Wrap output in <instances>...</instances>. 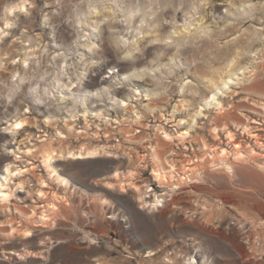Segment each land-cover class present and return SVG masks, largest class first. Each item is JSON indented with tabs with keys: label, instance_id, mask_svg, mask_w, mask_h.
<instances>
[{
	"label": "rangeland",
	"instance_id": "obj_1",
	"mask_svg": "<svg viewBox=\"0 0 264 264\" xmlns=\"http://www.w3.org/2000/svg\"><path fill=\"white\" fill-rule=\"evenodd\" d=\"M0 29V264H264V0H0Z\"/></svg>",
	"mask_w": 264,
	"mask_h": 264
},
{
	"label": "bare ground",
	"instance_id": "obj_2",
	"mask_svg": "<svg viewBox=\"0 0 264 264\" xmlns=\"http://www.w3.org/2000/svg\"><path fill=\"white\" fill-rule=\"evenodd\" d=\"M23 8H25V6H23ZM1 30V29H0ZM16 126H18L19 125V127L20 128H23V126H24V124H23V122L22 121H19V122H17L16 124H15ZM186 134H188V132H185V134H184V136L186 135ZM230 136H231V142H234L235 143V148L237 149H239L240 147H241V143H239L238 141H236L235 140V134L234 133H232V132H230ZM253 137H255V138H257L258 139V142L257 143H259V145H263V143H262V141L261 140H259V138H260V136H259V134H255V135H253ZM169 139V138H168ZM95 153H97V151H91V149L90 148H86L85 150H79V151H77V152H75V151H70V152H68V154L70 155V156H74L75 158H83V156L84 155H92V154H95ZM226 153V150L224 149L223 150V153L222 154H225ZM254 153H256V154H258V152L257 151H255V150H253V154ZM58 156V153H56L55 151L54 152H51V153H48L47 155H46V157L44 158V163H45V165H46V167L48 168V169H52V171H53V173H55L56 172V170H55V168H53V162H54V160L56 159V157ZM242 156H243V154H242ZM237 157H240V156H237ZM245 157V156H244ZM244 157H241V158H244ZM247 163V161L246 160H244V164H246ZM229 167V169L231 170V172H234V170H233V167L232 166H228ZM20 173V172H19ZM155 174V176H157V178H161V176H164V178L166 177L165 175H164V173L163 172H154ZM4 174V181H9L10 180V178H11V168L9 167V165L7 166V169H6V173L4 172L3 173ZM6 174V175H5ZM21 174V173H20ZM54 175V174H53ZM55 176H57V173H55ZM58 177H60V176H58ZM2 179H1V177H0V197H2V201L3 202H8V203H10L11 202V197H12V194L10 193V192H5V190L3 189L4 187H8V186H6V184L4 183V181H1ZM63 180H65L64 178H63ZM197 183V182H196ZM133 184V183H132ZM20 185V184H19ZM22 188H24L25 187V184H21L20 185ZM133 186V185H132ZM145 187V186H144ZM176 187V186H175ZM121 188L123 189V190H125V186L123 185V186H121ZM127 188V187H126ZM134 188L137 190V191H141V187L139 186V185H135L134 184ZM157 197V196H156ZM156 203H154L153 205L154 206H160V205H162L160 202L161 201H163V200H160V198H157L156 199ZM35 211V210H34ZM35 214V213H34Z\"/></svg>",
	"mask_w": 264,
	"mask_h": 264
},
{
	"label": "snow or ice",
	"instance_id": "obj_3",
	"mask_svg": "<svg viewBox=\"0 0 264 264\" xmlns=\"http://www.w3.org/2000/svg\"><path fill=\"white\" fill-rule=\"evenodd\" d=\"M17 127H19V125Z\"/></svg>",
	"mask_w": 264,
	"mask_h": 264
}]
</instances>
